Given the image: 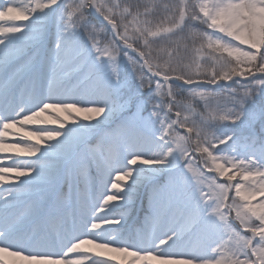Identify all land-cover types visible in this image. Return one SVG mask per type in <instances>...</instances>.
<instances>
[{
	"label": "snow or ice",
	"instance_id": "1",
	"mask_svg": "<svg viewBox=\"0 0 264 264\" xmlns=\"http://www.w3.org/2000/svg\"><path fill=\"white\" fill-rule=\"evenodd\" d=\"M0 264H264V0H0Z\"/></svg>",
	"mask_w": 264,
	"mask_h": 264
},
{
	"label": "trees",
	"instance_id": "2",
	"mask_svg": "<svg viewBox=\"0 0 264 264\" xmlns=\"http://www.w3.org/2000/svg\"><path fill=\"white\" fill-rule=\"evenodd\" d=\"M239 179V178H238Z\"/></svg>",
	"mask_w": 264,
	"mask_h": 264
}]
</instances>
